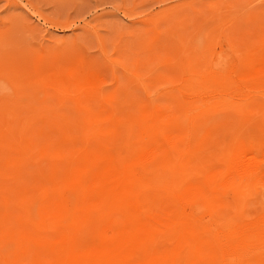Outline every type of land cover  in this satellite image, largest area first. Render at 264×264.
<instances>
[{
  "label": "rangeland",
  "instance_id": "1",
  "mask_svg": "<svg viewBox=\"0 0 264 264\" xmlns=\"http://www.w3.org/2000/svg\"><path fill=\"white\" fill-rule=\"evenodd\" d=\"M260 140L264 0H0V264H264Z\"/></svg>",
  "mask_w": 264,
  "mask_h": 264
},
{
  "label": "bare ground",
  "instance_id": "2",
  "mask_svg": "<svg viewBox=\"0 0 264 264\" xmlns=\"http://www.w3.org/2000/svg\"><path fill=\"white\" fill-rule=\"evenodd\" d=\"M14 35H15V34H14ZM243 76H244V75H243ZM105 82H106V81H105ZM176 114H177V113H176ZM151 116H152V115H151ZM140 118H141V117H140ZM139 121H140V120H139ZM199 126H200V125H199ZM173 128H174V127H173ZM214 129H215V128H214ZM256 130H257V129H256ZM192 132H193V131H192ZM195 134H196V133H195ZM217 134H219V133H217ZM215 136H216V135H215ZM110 137H111V136H110ZM155 137H156V136H155ZM257 137H258V136H257ZM261 137H262V136H261ZM111 138H112V137H111ZM240 138H241V137H240ZM240 138H239V139H240ZM112 139H113V138H112ZM130 139H131V137H130ZM116 141H117V140H116ZM249 141H250V140H249ZM253 141H254V140H253ZM255 141H256V140H255ZM260 141H261V140H260ZM263 141H264V140L261 141L262 144H263ZM250 142H252V141H250ZM250 142H249V143H250ZM118 143H119V142H118ZM132 143H133V142H132ZM250 144H251V143H250ZM257 144H258V142H257L256 144H252L251 146H249L250 148H249V147H248V148L251 149V150H254V149L256 148ZM259 144H260V143H259ZM203 145H204V144H203ZM248 145H249V144H248ZM208 146H209V145H208ZM240 146H242V145L240 144ZM258 146H259V145H258ZM259 147L262 149V146H259ZM234 148H235V147H234ZM245 148H247L246 145H245ZM138 149H139V148H138ZM237 149L239 150V147H238ZM237 149H235V151H236ZM240 149H241V148H240ZM238 150H237V151H238ZM244 150H245V149H244ZM256 150H257V149H256ZM259 150H260V149H259ZM259 150H258V151H259ZM247 151H248V149H247ZM201 152H202V151H201ZM201 152H200V153H201ZM244 152H245V151H244ZM153 153H154V152H153ZM240 153H241V151H240ZM245 153H246V152H245ZM247 154H248V153H247ZM249 155H250V154H249ZM253 155H254V154H253ZM255 155H256V154H255ZM237 157H238V156H237ZM250 157H252V156H249V160H251ZM199 158H200V156H199ZM256 158H257V157H256ZM256 158H255V159H256ZM241 159H242V158H241ZM259 159H260V158H259ZM104 160H106V159H104ZM104 160H102V161H104ZM242 160H243V159H242ZM71 161H72V160H71ZM98 161H99V160H98ZM98 161H97V162H98ZM145 161H146V160H145ZM235 161H237V160H235ZM258 161H259V160H258ZM258 161H257V160H256V161H253V163L255 162V164H256V162H257V164H258ZM100 162H101V161H100ZM106 162H107V161H104V162H102V163L105 164ZM108 162H109V160H108ZM108 162H107V163H108ZM170 162H171V160H170ZM240 162H241V161H240ZM107 163H106V164H107ZM109 163H110V162H109ZM242 163H243V162H242ZM98 164H99V163H98ZM249 164H250V163H249ZM251 164H252V163H251ZM102 165H103V164H102ZM102 165H101V166H102ZM108 165H109V164H108ZM243 165H244V163H243L241 166L243 167ZM245 165H246V163H245ZM94 166H95V164H94ZM103 166H104V165H103ZM189 166H190V165H189ZM195 166H196V165H195ZM250 166L252 167V165H250ZM98 167H99V166H98ZM109 167H110V165H109ZM251 167H250V168H251ZM254 167H255V165H254ZM96 168H97V167H96ZM103 168H107L106 165H105V167H103ZM250 168H247V167H246V169L243 168L242 171H244V170L247 171V169L249 170ZM255 168H256V170H257V167H255ZM258 168H259V167H258ZM90 169H91V168H90ZM92 169H93V168H92ZM94 169H95V168H94ZM116 169H117V168H116ZM190 169H191V168H190ZM95 170H96V169H95ZM256 170H255V171H256ZM93 171H94V170H93ZM100 171H101V169H100ZM104 171H105V170H104ZM109 171H110V170H109ZM109 171H108V175H109ZM113 171H114V169H113ZM119 171H120V170H119ZM119 171H118V172H119ZM208 171H209V170H208ZM234 171H235V169H234ZM236 171H237V170H236ZM236 171H235V173H236ZM240 171H241V169H240ZM242 171H241V172H242ZM253 171H254V170H253ZM253 171H252V172H253ZM88 172H89V171H88ZM88 172H87V173H88ZM116 172H117V171H116ZM118 172H117V173H118ZM238 172H239V171H237V173H238ZM110 173H111V172H110ZM88 174H89V173H88ZM97 174H98V173H97ZM120 174H122V173H120ZM249 174H250V173H249ZM249 174H248V175H249ZM251 174H252V173H251ZM108 175H107V176H108ZM219 175H220V174H219ZM237 175H238V174H237ZM89 176H92V175H89ZM101 176H102V175H101ZM112 176H114V174H113ZM118 176H120V175H118ZM217 176H218V175H217ZM98 177H99V176H98ZM105 177H106V176H105ZM105 177H102V178H105ZM122 177H123V176H122ZM87 178L89 179V177H87ZM93 178H94V177H93ZM120 178H121V176H120ZM258 178H259V177H258ZM66 179H67V178H66ZM95 179H96V178H95ZM95 179H94V180H95ZM99 179H100V178H99ZM114 179L116 180V178H114ZM198 179H199V178H198ZM100 180H102V179H100ZM110 180H111V178H110ZM120 180H121V179H120ZM120 180H119V181H120ZM229 180H230V179H229ZM92 182H93V181H92ZM96 182H97V181H96ZM116 182H118V181H116ZM121 182H122V181H121ZM124 183H125V182H124ZM127 183H128V182H127ZM127 183H125V184H127ZM130 183H131V182H130ZM263 183H264V182H263ZM90 184H91V183H90ZM90 184H89V185H90ZM104 184H105V183H104ZM112 184H113V183H112ZM128 184H129V183H128ZM246 184H247V183H246ZM99 185H100V184H99ZM119 185H120V184H119ZM121 185H123V184H121ZM104 186H105V185H104ZM115 186H116V185H115ZM99 187H101V185H100ZM109 187H110V186H109ZM94 188H96V187H94ZM97 188H98V187H97ZM99 189H101V188H99ZM107 189H109V188H107ZM111 189H112V188H111ZM114 189H116V188H114ZM117 189H118V188H117ZM117 189H116V190H117ZM102 190H103V189H101V191H102ZM118 190H119V189H118ZM120 190H121V189H120ZM130 190H131V189H130ZM130 190H128V191H130ZM192 190H193V189H192ZM104 191H105V190H104ZM121 191H122V190H121ZM124 191H126V190H124ZM124 191H123L122 194H119V196H120V195L124 196L125 193L127 192V191H126V192H124ZM99 192H100V191H99ZM132 192H133V191H132ZM132 192H130L129 195H130ZM100 193H101V192H100ZM103 193H104V192H103ZM103 193H102V194H103ZM105 193L107 194V192H105ZM135 193H136V192H135ZM197 193H198V192H197ZM110 194H111V192L109 193V196H108V197H111L112 194H114V193H112L111 195H110ZM132 194H133V193H132ZM181 194H182V193H181ZM191 194H192V192H191ZM114 195H115V194H114ZM127 195H128V192H127L126 196H127ZM119 196H118V198H119ZM132 196L134 197V195H132ZM132 196H130L131 199H133ZM136 196H137V195H136ZM189 196H191V195H189ZM98 197H99V196H98ZM100 197H106V198H108L107 196H104V195H103V196H100ZM100 197H99V198H100ZM112 197H114V196H112ZM112 197H111V198H112ZM115 197H116V195H115ZM130 197H129V200H131ZM158 197H159V196H158ZM106 198H103V199H106ZM120 198H121V197H120ZM151 198H152V197H151ZM196 198H197V197H196ZM101 199H102V198H101ZM134 199H136V198L134 197ZM134 199H133L131 202H133ZM139 199H140V198H139ZM123 200H124V199H123ZM125 200H126V199H125ZM129 200H128V201H129ZM99 201H100V200H99ZM101 201H102V200H101ZM139 201H140V202H139ZM107 202H108V201H107ZM125 202H126V201H125ZM138 202L141 203V204H139V203H138V204L141 205V207H142V202H141V200H138ZM150 202H151V201H150ZM110 203H111V202H110ZM114 203H115V202H114ZM166 203H167V202H166ZM101 204H102V203H101ZM117 204H118V203H116V205H117ZM121 204H122V202H121ZM132 204H133V205L136 204V201H135V203L133 202ZM102 205H103V204H102ZM104 205H105V203H104ZM106 205H107V204H106ZM118 205H119V204H118ZM122 205H123V204H122ZM124 205H126V204L124 203ZM128 205H130V204L128 203ZM223 205H224V204H223ZM114 206H115V205H114ZM106 207H107V206H105L104 209H106ZM108 207H109V206H108ZM118 207H119V206H118ZM118 207H117V210L119 209ZM125 207H126V206H125ZM125 207H124L123 209L121 208L120 210L123 211L124 209H126ZM129 207L131 208L132 206H129ZM129 207H128V208H129ZM141 207L139 206V208H140L139 210L142 209ZM149 207H151V206L149 205ZM110 208H111V206H110ZM130 208H129V211H130ZM136 208L138 209V207H136ZM145 208H148V204H147V207H145ZM151 208H152V207H151ZM113 209H114V208H113ZM134 209H135V207H134ZM159 209H160V207H159ZM172 209H173V207H172ZM78 210H79V209H78ZM146 210H147V209H146ZM148 210H150V209H148ZM148 210L146 211V213H147V212L149 213ZM151 210H153V211L156 210V207H155V209L152 208ZM161 210H162V209H160L159 213L161 212ZM105 211H106V210H105ZM112 211H113V210H112ZM115 211H116V209H115ZM132 211H134V210H132ZM124 212H125V211H124ZM136 212H138V211H136ZM154 212H158V210H156V211H154ZM154 212L152 213V215H154ZM164 212H165V211H164ZM164 212H163V213H164ZM108 213H109V211H108ZM111 213H112V212H111ZM121 213H123V212H121ZM121 213H120V214H121ZM125 213H126V212H125ZM125 213H124V214H125ZM144 213H145V212H144ZM148 213H147V214H148ZM163 213L161 212L160 214L163 215ZM166 213H167V212H166ZM127 214H130V213H126V215H127ZM139 214H140V213H138V215H139ZM149 214H150V213H149ZM178 214H179V213H178ZM109 215H110V214H109ZM134 215L136 216L137 213H136V214L134 213L133 216H134ZM157 215H158V213H157ZM161 215H160V216H161ZM60 216H61V215H60ZM78 216H79V215H78ZM110 216H112V215H110ZM121 216H122V215H120V217H121ZM133 216H131V217H133ZM141 216H142V215H141ZM141 216H140V217H141ZM149 216H150V215H149ZM154 216H155V215H154ZM160 216H159V217H160ZM106 217H108V219H109V218H112V217H109L108 215L105 216V218H106ZM117 217H119V216H117ZM126 217H127V216H126ZM126 217H125V215L123 216V218H125L124 220L127 219ZM129 217H130V216H129ZM138 217H139V216H138ZM140 217H139V218H140ZM150 217H152V216H150ZM157 217H158V216H157ZM177 217H178V216H177ZM77 218H78V217H77ZM115 218H116V217H115ZM115 218H114V219H115ZM139 218H138V219H139ZM141 218H142V217H141ZM154 218H155V217H154ZM166 218H167V217H166ZM75 219H76V218H75ZM106 219H107V218H106ZM120 219H122V218H120ZM134 219H135V218H133V220H134ZM143 219H144V217L142 218V221H143ZM104 220H105V219H104ZM110 220H111V219H110ZM110 220H109V221H110ZM116 220H118V223H119V219H116ZM128 220H129V219H128ZM131 220H132V219H131ZM131 220H130L131 224L128 223V224H129L128 226H124V225H127V224H126L127 221H125L126 223H125L124 221H122V222H124V223H123L124 225H123V227H122V226H121L122 224H120V227H122V228L120 229V228L118 227V228H119V231L116 232V234H115L113 240H114V242H115L116 244H118V246L122 249L121 252H124V253L127 254V255H130V254H132L133 252H137V253L139 252L138 254H140L141 251H142V253L144 254L143 251H145L146 249H148V248H147L148 246H147L146 249L144 250L145 245L147 244V242L145 241V239H143L145 236L143 237V235H142V226L144 225V223H143L142 225H140V224H139L140 221H139V223H132ZM140 220H141V219H140ZM154 220H155V219H154ZM158 220H159V219H158ZM144 221H146V219H145ZM144 221H143V222H144ZM192 221H193V220H192ZM114 222H116V221H114ZM133 222H135V221H133ZM136 222H138V220H137ZM149 222H151V221H149ZM92 223H93V222H92ZM112 223H113V222H112ZM147 223H148V222L146 221V224H147ZM164 223H165V222H164ZM156 224L160 225L159 223H156ZM83 225H84V224H83ZM150 225H151V223H150L149 225L147 224L148 227H149ZM153 225H154V223H153ZM158 225H157V226H158ZM96 226H97V225H96ZM96 226H95V227H96ZM147 226H146V227H147ZM95 227H94V229H95ZM143 227H144V226H143ZM158 227H159V226H158ZM91 228H92V227H91ZM99 228H101L100 225H99ZM144 228H145V227H144ZM156 228H157V227H156ZM72 229H73V228H72ZM145 229L147 230L148 228H145ZM154 229H155V226H154V228H151L150 231L152 232V231H154ZM146 230H145V231H146ZM72 231H73V230H72ZM83 231H84V230H83ZM86 231H88V230H86ZM84 232H85V231H84ZM91 233H92V232H91ZM111 233H112V232H111ZM65 234H66V233H65ZM96 234H97V233H96ZM143 234H144V233H143ZM149 234H150V233H149ZM152 234H153V232H152ZM152 234H151V235H152ZM201 234H202V233H201ZM141 235H142L143 238L141 237ZM151 235H150V236L148 235V236L151 237ZM153 235H154V234H153ZM153 235H152V236H153ZM89 236H90V234H89ZM77 237H78V236H77ZM91 237H92V236H91ZM95 237H96V236H95ZM62 238H63V237H62ZM198 238H199V237H198ZM94 239H95V238H94ZM73 240H74V239H73ZM183 241H184V240H183ZM62 242H63V241H62ZM71 242H72V241H71ZM74 242H76V241H74ZM185 242L187 243L188 241H184L183 243H185ZM190 242H191V240H190ZM195 242H196V241H195ZM66 243H67V241H66ZM85 243H86V242H85ZM97 243H98V242H97ZM180 243H181V242H180ZM183 243H182V244H183ZM188 243H189V242H188ZM196 243H197V242H196ZM56 244H57V243H56ZM155 244H156V243H155ZM189 244H191V243H189ZM193 244H194V242H193ZM193 244H191V245H193ZM201 244H203V243H201ZM76 245H77V244H76ZM86 245H87V244H86ZM89 245H90V244H89ZM166 245H167V244H166ZM184 245L186 246L187 244H183V246H184ZM191 245H190V247H192ZM104 246H105V245H104ZM154 246H155V245H153V248H154ZM177 246H178V245H177ZM180 246L182 247V245H180ZM203 246H204V245H202V247H203ZM58 247H59V246H58ZM89 247H90V246H88V248H89ZM91 247H92V246H91ZM193 247H195V246H193ZM205 247H206V246H204V248H205ZM207 247H208V246H207ZM66 248H67V247H66ZM72 248H73V247H72ZM76 248H77V247H76ZM88 248H87V249H88ZM156 248L158 249V247H156ZM156 248H154V249H156ZM174 248H176V247L174 246ZM174 248H173V249H174ZM204 248L201 249L202 252L206 250V249H204ZM208 248H209V247H208ZM211 248L213 249V246H212ZM214 248H215V246H214ZM222 248H223V247H222ZM249 248H250V247H249ZM67 249H69V248H67ZM80 249H81V248H80ZM84 249H86V248H84ZM93 249H94V248H93ZM97 249H98V248H97ZM154 249H153V252L150 251V252L152 253L153 256H154V254H156L155 252H157V254H158V251H154ZM157 249H156V250H157ZM165 249H166V251H167V248H165ZM168 249H169V247H168ZM203 249H204V250H203ZM217 249H218V248H217ZM81 250H82V249H81ZM148 250H149V249H148ZM148 250L145 251V252L148 253ZM161 250H163V249H161ZM161 250H159V254H160V255L163 253V252H161ZM171 250H172V248H171ZM175 250H176V249H175ZM180 250H181V249H180ZM193 250H194V249H193ZM195 250H196V249H195ZM210 250H211V249H210ZM222 250H223V249H222ZM227 250H229V248H228ZM245 250H246V249H245ZM78 251H80V250L78 249ZM82 251H83V250H82ZM86 251H87V250H85V252H86ZM97 251H98V250H97ZM168 251H170V250H168ZM168 251H167V252H168ZM191 251H192V250H191ZM191 251H190V252H191ZM216 251H217V250H216ZM216 251H215V252H216ZM69 252H70V251H69ZM85 252H84V253H85ZM119 252H120V249H119ZM160 252H161V253H160ZM164 252H165V251H164ZM167 252H165V253H167ZM174 252H175V251H174ZM178 252H179V251H178ZM182 252H183V250H182ZM188 252H189V248H188ZM193 252H194V251H193ZM193 252H192V253H193ZM211 252H212V254H213V253H214V250L211 251ZM211 252H210V253H211ZM217 252H218V251H217ZM217 252H216V253H217ZM63 253H64V252H63ZM67 253H68V252H67ZM87 253H88V251H87ZM151 253H150V254H151ZM153 253H154V254H153ZM172 253H173V252H172ZM184 253H185V252H184ZM192 253H190V255H191ZM196 253H197V251H196ZM216 253H214V255H215ZM227 253H228V252H227ZM227 253H225V254H227ZM61 254H62V253H61ZM69 254H70V253H69ZM75 254H77V252H76ZM134 254H135V253H134ZM150 254H149V255H150ZM169 254H170V253H169ZM173 254H174V253H173ZM225 254H224V255H225ZM65 255H66V254H65ZM72 255H73V254H72ZM72 255H71V257H72ZM145 255H146V253H145ZM147 255H148V254H147ZM147 255H146V256H147ZM149 255H148V256H149ZM163 255H164V254H162L161 256H163ZM175 255H176V254H175ZM190 255H189V256H190ZM195 255H198V254H195ZM209 255H210V254H209ZM224 255H223V256H224ZM59 256H60V255H59ZM62 256H64V255H62ZM82 256H83V255H82ZM82 256H81V257H82ZM134 256H139V255L136 254V255H134ZM153 256H152V257H153ZM176 256H177V257H180V256H178V255H176ZM176 256H175V257H176ZM183 256H184V254H183ZM191 256H193V255H191ZM199 256H200V253H199ZM199 256H197V257H199ZM201 256H202V255H201ZM201 256H200V257H201ZM203 256H204V255H203ZM140 257H141V256H140ZM152 257L149 256V257H147V258L150 259V258H152ZM175 257H174V258H175ZM197 257L194 256V259L197 258ZM205 257H206V256H205ZM55 258H56V257H55ZM58 258H59V257H58ZM75 258H77V257L75 256ZM75 258L73 257V259H75ZM82 258H83V257H82ZM91 258H92V257H91ZM128 258H131V257L128 256ZM135 258L138 259L139 257H135ZM142 258H144V256H142ZM147 258H146V260H147ZM174 258H173L174 261H176L175 259H179V258H175V259H174ZM202 258H203V257H202ZM56 259H57V258H56ZM60 259H61V258H60ZM180 259H181V258H180ZM187 259H188V257H187ZM189 259H191V258H189ZM198 259H199V258H198ZM203 259H204V258H203ZM57 260H59V259H57ZM67 260H68V259H67ZM71 260H72V259H71ZM93 260H94V259H93ZM143 260H145V259H143ZM150 260L155 261L154 259H150ZM166 260H167V259H166ZM52 261H53V259H52ZM61 261H63V259H62ZM89 261H90V260H89ZM130 261H132V263L134 264V262H133L134 260H131V259H130ZM136 261H137V260L135 259V262H136ZM138 261H141V260H138ZM156 261H157V260H156ZM156 261H155V262H156ZM174 261H172L173 264H175V263L178 264V262H175V263H174ZM194 261H196V260H193L192 262H194ZM50 262H51V261H50ZM54 262H55V261H54ZM57 262H58V261H57ZM69 262H70V261H69ZM75 262H76V261H74V263H75ZM78 262H80V261L78 260ZM124 262H126V260H125ZM147 262H150V261L148 260ZM165 262H166V261H165ZM168 262H169V261H168ZM172 262H171L170 264H172ZM190 262H191V261H190ZM201 262H202V261H201ZM55 263H56V262H55ZM59 263H60V262H59ZM76 263H77V262H76ZM89 263H90V262H89ZM92 263H93V262H92ZM129 263H130V262H129ZM156 263H157V262H156ZM166 263H167V262H166ZM197 263H198V261L196 262V264H197ZM52 264H53V263H52ZM61 264H64V261H63V263H61ZM71 264H73V263H71ZM121 264H122V263H121ZM123 264H127V263H123ZM130 264H131V263H130ZM150 264H151V263H150ZM154 264H155V263H154ZM168 264H169V263H168ZM179 264H180V263H179Z\"/></svg>",
  "mask_w": 264,
  "mask_h": 264
}]
</instances>
